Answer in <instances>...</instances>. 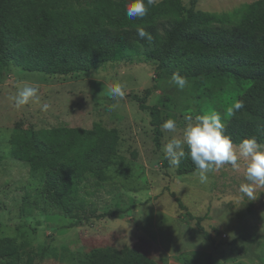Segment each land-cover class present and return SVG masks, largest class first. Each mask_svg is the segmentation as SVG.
<instances>
[{"label":"rangeland","instance_id":"rangeland-1","mask_svg":"<svg viewBox=\"0 0 264 264\" xmlns=\"http://www.w3.org/2000/svg\"><path fill=\"white\" fill-rule=\"evenodd\" d=\"M254 1L198 0L195 10L230 13ZM182 3L190 7V0ZM168 28L165 22L156 26L160 34ZM136 33L126 31L131 39ZM153 49L151 45L142 53ZM157 66L156 58L147 60L143 54L132 63H102L68 75L25 72L15 63L0 68V237L15 239L19 264H87L93 250L105 248H131L141 260L156 264H183L186 258L205 264L207 256L213 264H264V187L256 186L252 197L240 191L247 182V161L241 159L239 169L224 165L201 183L197 170L178 175L177 166H166L162 151L169 139L182 136L189 117L194 122L197 115L216 112L224 122L234 98L201 94L187 78L180 90L164 70L154 84ZM25 83L39 87L40 103L16 109L10 98ZM114 83L123 85L122 99L108 96ZM153 85L145 104L160 108L162 124L168 119L177 124L176 132L162 130L159 148L149 114L139 110L135 99ZM94 123L118 130L120 145L104 177L91 175L83 185L85 205L75 217L85 220L70 228L75 219L45 203L29 166L9 157V139L16 127L90 129ZM171 193L193 218L178 208ZM197 217L203 218L200 225L208 239L198 231Z\"/></svg>","mask_w":264,"mask_h":264},{"label":"trees","instance_id":"trees-1","mask_svg":"<svg viewBox=\"0 0 264 264\" xmlns=\"http://www.w3.org/2000/svg\"><path fill=\"white\" fill-rule=\"evenodd\" d=\"M197 1L190 0L187 9L182 0L153 2L142 19H129L125 14L129 0H0V68L15 63L25 72L68 75L88 72L102 63H132L144 54L145 59L158 61L154 84L160 70L170 75L178 72L194 80L201 94L214 98L220 93L235 102L243 100L244 108L224 121V134L234 146L251 137L264 144V0L221 14L195 10ZM160 22L170 29L158 33ZM138 28L150 30L153 39L148 41L138 33L133 39L126 35ZM151 45L153 50L142 53ZM154 87L135 99L139 110L149 114L153 143L159 148L163 135L160 108L145 104ZM119 145L118 130L99 123L90 129L16 127L9 139V157L29 166L32 183H38L44 202L74 218L69 224L73 228L85 220L75 217L84 209L83 185L91 175L104 177ZM184 150L178 175L196 171L187 146ZM170 195L193 218L181 200ZM195 220L198 231L208 239L200 225L203 218ZM18 262L15 239L0 237V264ZM87 264L156 263L141 260L140 253L131 248H105L93 250ZM183 264L194 263L186 258ZM205 264H213L211 256Z\"/></svg>","mask_w":264,"mask_h":264},{"label":"clouds","instance_id":"clouds-1","mask_svg":"<svg viewBox=\"0 0 264 264\" xmlns=\"http://www.w3.org/2000/svg\"><path fill=\"white\" fill-rule=\"evenodd\" d=\"M154 0H129L125 6V14L129 19H142L148 13V8ZM141 38L148 41L153 39L152 35L143 28L137 29ZM170 83L178 89L183 90L187 85V79L178 72L173 73ZM39 87L25 83L23 87H18L16 94L10 99L16 109H20L31 103H40ZM125 93L123 85L114 83L108 86V96L113 100L122 99ZM47 103L42 105L43 110H47ZM244 108V101L237 100L233 107L228 109V114H234ZM188 123L183 129L182 136H173L163 146L164 158L172 166H178L185 153L195 165L201 183L207 182L208 173L218 170L224 165H230L233 169H239V161H247L245 167V181L240 185V191L252 197L256 186L264 187V144L258 143L255 137L244 139L239 145L234 146L230 136L224 134L225 124L219 113L212 112L197 115L194 122L188 118ZM161 128L165 132H176L177 124L174 119L165 121Z\"/></svg>","mask_w":264,"mask_h":264}]
</instances>
